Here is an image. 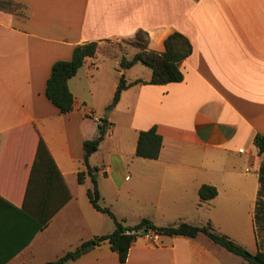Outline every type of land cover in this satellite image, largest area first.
Returning a JSON list of instances; mask_svg holds the SVG:
<instances>
[{"label":"crops","instance_id":"crops-1","mask_svg":"<svg viewBox=\"0 0 264 264\" xmlns=\"http://www.w3.org/2000/svg\"><path fill=\"white\" fill-rule=\"evenodd\" d=\"M13 1L26 16L0 10V264H44L114 231L89 201L91 177L78 182L87 171L83 144L98 137L102 121L108 131L89 164L101 204L125 226L211 223L258 251L264 0ZM140 31L158 53L173 33L189 39L181 82L149 84L152 70L141 63L122 69L124 56L111 44ZM91 42L98 52L69 80L75 105L63 115L46 95L52 67ZM131 48L127 60L140 51ZM122 75L129 87L108 111ZM153 127L163 138L160 156L139 158V133ZM203 185L217 196L201 202ZM89 248L67 264H122L108 242ZM123 264L246 262L200 234L161 236L159 244L142 236Z\"/></svg>","mask_w":264,"mask_h":264},{"label":"trees","instance_id":"trees-1","mask_svg":"<svg viewBox=\"0 0 264 264\" xmlns=\"http://www.w3.org/2000/svg\"><path fill=\"white\" fill-rule=\"evenodd\" d=\"M0 10L26 16V12L22 5L13 0H0ZM148 41L149 36L146 32L140 31L137 33L133 46L139 48L140 51L136 53L131 60L123 58L121 61L122 69L125 70L141 63L152 70V78L149 84L165 85L181 82L184 79V75L180 70V63L187 59L193 52V47L189 39L180 33H173L165 40V51L163 53L148 50ZM97 52V42L79 45L74 49L71 60L58 61L53 65L50 77L47 81L46 95L61 114L67 115L74 110L75 100L69 90V80L76 76L87 59L95 57ZM128 87L129 85L126 82L125 76L122 75L113 101L107 108L108 111L116 107L122 92ZM108 127L109 125L107 122L102 121L99 125L98 137L94 140L84 142V163L87 171L78 173V182L80 184L84 183L87 175L91 177L93 187L87 192L89 201L95 210L107 215L115 225V229L112 233L96 237L94 239L95 245L108 242L111 250L117 253L120 263L123 264L128 259L130 248L138 238L143 236L141 235L143 231H155L160 236H182L189 238H195L203 234L230 253L241 257L246 264H264V251L259 248V242L258 251L256 253H251L228 236L217 233L211 223L203 227L194 226L185 222H180L172 226L158 227L151 221L143 219L133 227L125 226L109 207L101 204L102 199L98 190L97 179L93 174L95 169L90 167L89 164L90 157L98 151L101 142L104 140ZM254 144L259 151V155H264V135L258 134L255 137ZM162 145L163 138L158 132L157 127L142 131L139 133L138 137L136 156L143 159L156 160L160 156ZM41 149L45 155L48 154L42 138L39 139V150ZM260 185L261 188L258 194L254 218L257 238H259L258 231L262 229L263 226L262 220L264 216V165H262L260 170ZM217 194V189L208 185H203L199 190L201 202L212 200ZM52 214H55V212L53 211L51 216ZM49 219L50 217L47 216L45 226L48 224ZM88 244L89 243H85L73 251L66 252L58 259L44 264H67L70 261H76L90 249L87 247Z\"/></svg>","mask_w":264,"mask_h":264},{"label":"rangeland","instance_id":"rangeland-1","mask_svg":"<svg viewBox=\"0 0 264 264\" xmlns=\"http://www.w3.org/2000/svg\"><path fill=\"white\" fill-rule=\"evenodd\" d=\"M133 42H134V40H127V41H123V42H119V43H112L111 47L114 48L115 50H117L118 52H116V51L115 52L117 54H119L120 56L122 54L124 56L123 58H125V57L131 58L134 54V50L131 48V46H133ZM138 67H141L143 69H147L146 66H143V64H140V66H138ZM261 162H262V164H264V155L261 156ZM262 224H263L262 229H260L258 231V233H259L258 239H259L260 248L264 251V216H263ZM248 251L251 253H256L257 248L254 245H250ZM236 259H238V260H240V262H242V260L240 258L237 257Z\"/></svg>","mask_w":264,"mask_h":264},{"label":"built area","instance_id":"built-area-1","mask_svg":"<svg viewBox=\"0 0 264 264\" xmlns=\"http://www.w3.org/2000/svg\"><path fill=\"white\" fill-rule=\"evenodd\" d=\"M143 237L150 240V242L153 244H159L161 236L155 231H147V234L143 235Z\"/></svg>","mask_w":264,"mask_h":264},{"label":"water","instance_id":"water-1","mask_svg":"<svg viewBox=\"0 0 264 264\" xmlns=\"http://www.w3.org/2000/svg\"><path fill=\"white\" fill-rule=\"evenodd\" d=\"M147 234V231H143L141 232V235H146ZM95 245V242H91L87 245V247H91V246H94Z\"/></svg>","mask_w":264,"mask_h":264}]
</instances>
